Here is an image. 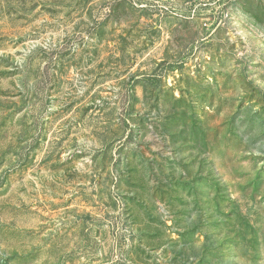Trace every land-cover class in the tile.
<instances>
[{
  "label": "rangeland",
  "instance_id": "1",
  "mask_svg": "<svg viewBox=\"0 0 264 264\" xmlns=\"http://www.w3.org/2000/svg\"><path fill=\"white\" fill-rule=\"evenodd\" d=\"M0 264H264V0H0Z\"/></svg>",
  "mask_w": 264,
  "mask_h": 264
}]
</instances>
